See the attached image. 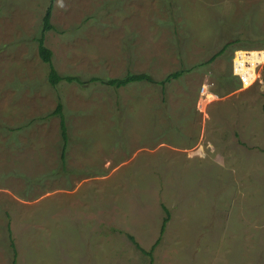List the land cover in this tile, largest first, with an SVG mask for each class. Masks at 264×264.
<instances>
[{"label": "rangeland", "instance_id": "374dc122", "mask_svg": "<svg viewBox=\"0 0 264 264\" xmlns=\"http://www.w3.org/2000/svg\"><path fill=\"white\" fill-rule=\"evenodd\" d=\"M47 13L81 85L48 83ZM258 39L264 0H0V264H264V68L232 74Z\"/></svg>", "mask_w": 264, "mask_h": 264}, {"label": "trees", "instance_id": "16d2710c", "mask_svg": "<svg viewBox=\"0 0 264 264\" xmlns=\"http://www.w3.org/2000/svg\"><path fill=\"white\" fill-rule=\"evenodd\" d=\"M51 30H53V26L50 24L49 13H47L44 16V19L42 20V30H41L40 37L37 39V46H38V54H39L41 60L44 63H46L48 65V67H49V75L47 76L48 83L53 88L56 87V85H58L60 82H69V83L73 82V83H77L79 85L83 84V82H81V80L78 77L60 75L56 71V69L53 67V65H52V53L44 44V34L47 31H51ZM237 40L240 41V39H237ZM258 41H259V47L257 49H264V39H258ZM229 45L230 44H225L222 47V49L219 50L214 55H212L209 60H207L206 62L201 63L199 65L200 66H206V65H209V64L213 63L218 57H220L221 55L224 54V52L226 51V49L228 48ZM249 48L252 49V47H249ZM236 50H239V49H236ZM188 71H190V70L189 69L180 68L179 70H177L175 72L167 74L159 82H156L155 80H153L152 77L149 74H147V73L134 74V73L128 72L123 77H119V78H115V79H109V80H104L102 83L104 85L108 86L109 88L117 90V89H119L121 87H125L126 85H129V84H132V83L145 81V82H149L151 84H155V85L160 86L161 92H162V95H163V98H164V96H165L164 92H165L166 85L170 84L174 80H177V79L181 78ZM95 80L99 81L98 79H95ZM59 105H60L59 109L62 108L61 104H59ZM262 111H263V114H264V103H263V106H262ZM56 114H58V113L56 112ZM49 116L47 118H49ZM61 119L63 120L62 116H61ZM2 128H3V126H2ZM60 130H61L62 146H61V149H60V160H59V163L61 164V167H62L63 165H65V161L64 160L66 159L67 142H68V131H67V127H66V124H65L64 120L61 122ZM164 210L166 212V217L162 220L163 222H162V226H161V229H160V235L164 232L165 225H166V223L169 220V213H168V211L166 209H164ZM151 250H153V248ZM145 254L149 256V264H152L153 261H152L151 253H145Z\"/></svg>", "mask_w": 264, "mask_h": 264}, {"label": "built area", "instance_id": "2783aa9c", "mask_svg": "<svg viewBox=\"0 0 264 264\" xmlns=\"http://www.w3.org/2000/svg\"><path fill=\"white\" fill-rule=\"evenodd\" d=\"M263 68L264 49H239L234 52L232 59V74L240 81L243 88H248L256 82H260ZM205 93L206 89L202 87L201 94Z\"/></svg>", "mask_w": 264, "mask_h": 264}, {"label": "crops", "instance_id": "0c3cea01", "mask_svg": "<svg viewBox=\"0 0 264 264\" xmlns=\"http://www.w3.org/2000/svg\"><path fill=\"white\" fill-rule=\"evenodd\" d=\"M149 258V257H148Z\"/></svg>", "mask_w": 264, "mask_h": 264}]
</instances>
